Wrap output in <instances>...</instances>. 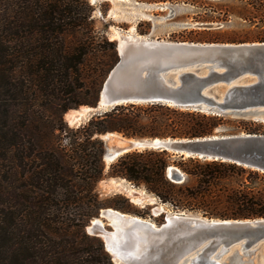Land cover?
I'll return each mask as SVG.
<instances>
[{"label":"trees","instance_id":"16d2710c","mask_svg":"<svg viewBox=\"0 0 264 264\" xmlns=\"http://www.w3.org/2000/svg\"><path fill=\"white\" fill-rule=\"evenodd\" d=\"M239 1L240 11L230 13L258 30L250 41L264 42V0ZM92 12L87 0H0V264H113L86 226L107 207L144 215L100 197L97 186L107 176L176 210L264 218V172L237 163L143 150L121 156L106 174L98 135L203 138L227 120L163 103H126L70 130L63 116L96 105L119 60L107 24L99 28ZM213 36L201 41H238ZM170 167L182 182L168 177Z\"/></svg>","mask_w":264,"mask_h":264},{"label":"water","instance_id":"95a60500","mask_svg":"<svg viewBox=\"0 0 264 264\" xmlns=\"http://www.w3.org/2000/svg\"><path fill=\"white\" fill-rule=\"evenodd\" d=\"M117 51L119 60L107 75L96 105L88 107V121L126 103H163L217 116L241 113L264 123V42L149 40L129 42L126 46L118 43ZM220 84L227 87L223 96L215 91ZM115 133L98 135L104 142V164L106 159L112 164L132 151L165 150L184 157L229 161L264 172V135L160 139L120 134L121 138L104 140ZM109 168L105 164V169ZM167 174L175 182L184 180L174 167ZM106 210L109 209L100 211L95 217L98 222L91 221L87 230L102 237L112 260L121 264H223L220 257L227 252L243 263L254 251L264 248V218L221 220L180 211L158 226L118 210L117 214L102 212ZM106 223L112 225V231L105 229Z\"/></svg>","mask_w":264,"mask_h":264},{"label":"rangeland","instance_id":"374dc122","mask_svg":"<svg viewBox=\"0 0 264 264\" xmlns=\"http://www.w3.org/2000/svg\"><path fill=\"white\" fill-rule=\"evenodd\" d=\"M87 1L93 8L92 16L97 20L98 27L102 28V23L107 24L106 34L110 40L115 41L117 44L119 40L115 39H118V37L128 40V37H137L138 35L147 36L149 39L165 43H208L201 40L213 38V34H219L225 40H238L235 43L226 42L220 44L261 43L250 41L252 36L258 31L254 26H251L249 22L242 20L235 14L230 13L240 11L241 3L239 0H97L94 4H92V0ZM201 24L219 27L210 29L198 28L197 25ZM139 25L140 27H138ZM132 26L136 27L135 31H131ZM196 32H200L201 34L197 35ZM249 80L246 79L244 81ZM226 88L225 84H220L216 86L215 91L223 96ZM86 107L89 106H80L70 111H77ZM89 114V111L85 112V116L75 124H69L65 119V115L63 119L71 130L88 122ZM225 117L226 123L214 135H235L241 133L264 135V123L256 122L246 116V114L239 113ZM241 128H247L254 132L250 133ZM108 171L109 169H105L106 174ZM112 179H114V182ZM120 181L121 178L107 176L98 184L97 191L103 200L117 198L119 206L128 207L129 203L131 210L144 215L138 216L135 213H130L133 216L151 220L158 226L164 224L168 216L180 211L203 216L201 213L176 210L170 204L161 202L157 197L147 193L143 188H136L126 180L127 184L124 185L138 190L140 192L138 196L146 203L145 205L137 204L133 201V196L137 194H130L124 187L119 186ZM142 191H145V194L141 195ZM153 198L155 199L154 204H150L148 200ZM104 209L116 210L113 207L103 208L102 210ZM97 217H99V214ZM90 222L88 225H90ZM88 225L86 226V232L90 236L98 237V235L88 232ZM105 229L112 231L113 227L106 223ZM98 238L104 241L102 237ZM136 247L139 248V245H136ZM220 260L223 264H263L264 248L254 251L250 257L243 259V263L237 261L232 256V252L221 255ZM113 264H115L114 261Z\"/></svg>","mask_w":264,"mask_h":264},{"label":"bare ground","instance_id":"6f19581e","mask_svg":"<svg viewBox=\"0 0 264 264\" xmlns=\"http://www.w3.org/2000/svg\"><path fill=\"white\" fill-rule=\"evenodd\" d=\"M96 1L97 0H92L91 2H92V4H94ZM135 30H136V27L135 26H132L131 27V31H135ZM128 38H129L128 40L127 39L124 40V39L118 37V39H115V40H119V43H120L121 46H126L129 42H138V41H149V40H152V39H149L147 36H139V35L137 37L130 36ZM152 41L159 42L157 40H152ZM88 111L90 112V109L88 107L82 108L81 110H77V111L76 110L70 111L69 113L66 114L65 119H66V121L69 124H75L76 122H78L79 120H81L85 116V112L87 113ZM113 137H115V138H121L122 136L120 134H116L115 133V134L107 135L106 137H103V138H104V140H107L108 138H113ZM105 164L108 167V166L111 165V161L109 159H106L105 160ZM112 181L114 182V179H112ZM124 184H127L126 180L121 179V181H120V183L118 185L124 187V189H126V191H128L130 194H133V195L134 194H137V195H134L133 196V201H135L137 204H140V205H145L146 204L145 201L141 200V198L138 196L139 195L138 193H140L138 190H136L133 187H130L128 185H124ZM142 194H145V191H142L141 195ZM148 201H150V204H154L155 199L153 198V199L148 200ZM102 212H108V213H111V214H117L118 213L114 209H109V210L102 211ZM92 222L93 223H96V222H98V220L96 218H94L92 220ZM152 224L155 225L153 222H152ZM87 229L90 230V227H88ZM114 263L115 264H121L117 259H114Z\"/></svg>","mask_w":264,"mask_h":264}]
</instances>
